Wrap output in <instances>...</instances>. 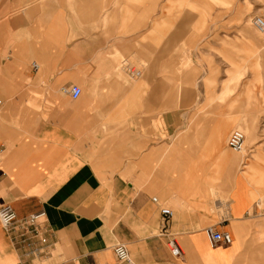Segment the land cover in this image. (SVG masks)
Segmentation results:
<instances>
[{"label": "crops", "instance_id": "obj_1", "mask_svg": "<svg viewBox=\"0 0 264 264\" xmlns=\"http://www.w3.org/2000/svg\"><path fill=\"white\" fill-rule=\"evenodd\" d=\"M194 1L0 0V206L18 217L0 264H115L116 243L137 264H264V45L232 66ZM40 210L44 244L20 225Z\"/></svg>", "mask_w": 264, "mask_h": 264}, {"label": "rangeland", "instance_id": "obj_2", "mask_svg": "<svg viewBox=\"0 0 264 264\" xmlns=\"http://www.w3.org/2000/svg\"><path fill=\"white\" fill-rule=\"evenodd\" d=\"M194 3H196V7L193 10H195L198 19L197 31L201 33L200 35H206V37H209L208 39H213L214 41L219 39L220 42L221 30L225 32L224 30L228 28L232 66L233 64H238L239 61L248 62V66L254 65L255 61L258 60L257 46L264 45V36L254 28L251 17L254 15L264 17V15L260 12H251L249 4L246 10L241 5V0H195ZM184 6L179 7L181 15L183 14ZM220 8L224 9L223 13H221ZM221 15L227 16L228 24L226 20L222 21ZM257 70L259 69L251 66L247 71L249 76H254ZM260 87L264 90V83ZM245 151L246 148L243 152L236 153H245Z\"/></svg>", "mask_w": 264, "mask_h": 264}, {"label": "built area", "instance_id": "obj_3", "mask_svg": "<svg viewBox=\"0 0 264 264\" xmlns=\"http://www.w3.org/2000/svg\"><path fill=\"white\" fill-rule=\"evenodd\" d=\"M252 18H253V25L255 26V28L259 32L264 34V17L260 15H255ZM33 67L36 68V65L33 64ZM137 74H139V72H137ZM66 92L72 99L77 98L81 94V88L75 84H72L67 87ZM244 141H245L244 133L242 131L235 130L230 134L227 140V146L230 147V149L233 151L235 150L239 151L245 148ZM153 201L156 202L157 199L154 198ZM160 213L162 216L163 232L168 234L167 235V245L170 249V252L172 253V255L174 254L175 256L179 257L182 255V250L180 246L177 244V241L174 235L172 236L171 234L167 232L168 231L167 227L172 217V213L167 208H160ZM45 218L46 217H45L44 210L43 211L40 210V211L32 212L28 214L26 218L20 222V225L27 232H29L31 236L39 238V242L41 244H44L46 242V237L44 233H42V229L45 227L44 226ZM16 222H18V217L16 215V212L13 206L7 203L1 205L0 206L1 225L5 228H10ZM205 232H206L209 243L212 244L213 246L228 244L231 241V236L228 232H225V231L219 232L213 227H208L205 230ZM113 253H114V258H115V261H114L115 264H137L131 258L128 247L124 245L123 243L114 244Z\"/></svg>", "mask_w": 264, "mask_h": 264}, {"label": "bare ground", "instance_id": "obj_4", "mask_svg": "<svg viewBox=\"0 0 264 264\" xmlns=\"http://www.w3.org/2000/svg\"><path fill=\"white\" fill-rule=\"evenodd\" d=\"M186 1V0H185ZM184 3V2H183ZM190 4V3H189ZM255 16V15H254ZM254 16H252V17H254ZM251 17V18H252ZM251 21H252V24H253V18L251 19ZM254 26V25H253ZM254 28H255V26H254ZM256 29V28H255ZM257 30V29H256ZM258 31V30H257ZM259 32V31H258ZM259 33H261V32H259ZM263 34V33H262ZM264 35V34H263ZM34 65H36V64H34ZM36 68H37V65H36ZM125 69H127V71L129 72V73H131L134 77H136V76H138L139 74H140V71L139 70H137V69H132V67L130 66V65H126L125 64ZM137 72H139V74H137ZM76 85V84H75ZM78 86V85H77ZM79 87V86H78ZM235 130H239V131H241L240 129H235ZM235 130H232V132L233 131H235ZM231 132V133H232ZM243 132V131H242ZM230 133V134H231ZM244 133V132H243ZM230 134L228 135V137H227V139H226V146H227V140H228V138H229V136H230ZM245 135V134H244ZM228 147V146H227ZM244 147H245V141H244ZM229 149H230V147H228ZM246 148V147H245ZM245 148L244 149H241V150H239V151H233V150H231V151H233V152H243L244 150H245ZM258 240V239H257Z\"/></svg>", "mask_w": 264, "mask_h": 264}]
</instances>
